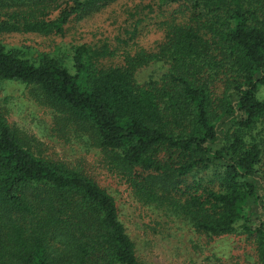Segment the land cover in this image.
Listing matches in <instances>:
<instances>
[{"label": "trees", "instance_id": "obj_1", "mask_svg": "<svg viewBox=\"0 0 264 264\" xmlns=\"http://www.w3.org/2000/svg\"><path fill=\"white\" fill-rule=\"evenodd\" d=\"M120 1L0 0V81L24 85L60 133L96 149L136 204L206 237L243 235L264 264V0H148L130 17H181L116 67L100 63L106 43L60 54L2 41L64 38ZM7 117L0 109V264H143L114 193Z\"/></svg>", "mask_w": 264, "mask_h": 264}, {"label": "rangeland", "instance_id": "obj_2", "mask_svg": "<svg viewBox=\"0 0 264 264\" xmlns=\"http://www.w3.org/2000/svg\"><path fill=\"white\" fill-rule=\"evenodd\" d=\"M147 3L148 0L117 2L88 19L72 22L64 38L11 35L2 41L11 47L29 48L33 53L60 54L68 53L72 46L79 44L106 43L111 52L100 63L104 67L121 66L127 55L140 49L153 50L164 37L161 24L170 22L171 17H181L168 8L153 9L154 12L145 8L139 16L141 21L138 16L130 17L129 13L133 14L136 7ZM0 109L7 113L10 124L43 143L45 156L84 167L101 186L114 193L143 264H254L253 246L247 237H206L191 231L180 219L158 215L155 210L136 204L126 187L99 165V152L69 130L60 133L55 127L54 113L35 101L24 85L0 81Z\"/></svg>", "mask_w": 264, "mask_h": 264}]
</instances>
